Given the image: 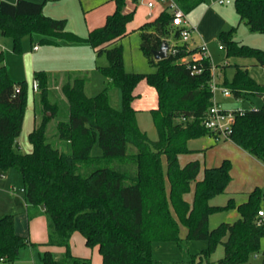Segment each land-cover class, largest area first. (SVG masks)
<instances>
[{
    "label": "trees",
    "instance_id": "trees-1",
    "mask_svg": "<svg viewBox=\"0 0 264 264\" xmlns=\"http://www.w3.org/2000/svg\"><path fill=\"white\" fill-rule=\"evenodd\" d=\"M113 1L115 10L105 23L82 38L67 30L65 18L45 14V2L0 0V36L12 38L15 52H22V39L29 35L51 45L86 41L95 52L107 56V64L98 66L106 86L96 95L86 93L87 77L82 73L65 75L62 90L68 102V118L58 121L57 136L66 148L54 145L47 135L48 124L59 110L49 99L51 74L34 72L33 81L39 82L34 92L45 114L29 133L32 151L20 153L16 147L29 84L10 76L0 48V175L17 169L26 202L39 207L51 220L50 239L40 243L45 246L40 253L42 264H92L91 257L72 253L70 242L75 232L83 235L88 247L98 248L102 264H156L153 243L183 242L181 225L187 227V239L208 241L192 261H210L217 245L223 243L225 255L217 264H250L253 254H264V229L258 223V212L264 206L263 189L254 187L238 204L234 198L226 205L211 204L232 180L231 161L224 159L218 166L206 167L199 178V160L184 165L179 160V155L195 151L189 147L191 139L214 134L204 124L213 104L210 83L214 65L210 55L194 60V53L202 52V46L180 43V29L172 24L171 12L161 9L153 20L138 28L140 48L155 70L127 71L121 40L129 34L127 26L136 9L127 10L128 0ZM174 1L186 14L205 2ZM234 5L241 21L264 35V0H234ZM235 28L219 35L226 57L251 58L264 67V48L235 39ZM163 40L178 51L156 59L153 51ZM194 63L203 68L202 72L193 70ZM234 66L232 80H224L233 95L246 97L249 92L264 97V84L256 81L245 65ZM141 80L158 94V106L150 109L158 131L155 140L139 125L138 110L133 106L134 91ZM114 88L121 89V108L112 104L110 91ZM231 140L264 163V102L261 107L237 113ZM97 142L102 154L95 156L92 149ZM191 190L193 199L189 200L186 194ZM231 208L239 213L235 221L209 228L212 213ZM34 245L29 236L16 232L13 214L0 217V262L14 261L21 249ZM55 245L64 251H54Z\"/></svg>",
    "mask_w": 264,
    "mask_h": 264
},
{
    "label": "rangeland",
    "instance_id": "rangeland-1",
    "mask_svg": "<svg viewBox=\"0 0 264 264\" xmlns=\"http://www.w3.org/2000/svg\"><path fill=\"white\" fill-rule=\"evenodd\" d=\"M44 1V0H34ZM105 1V2H104ZM101 4L99 7L91 6ZM113 1L108 0H46L43 11L45 14L52 13L53 17L65 18L67 20V30L72 31L82 38H86L90 30L94 26H98L104 22ZM46 5V7H45ZM160 2L157 0L156 6L150 8L145 4V0H129L130 9H136L134 19L129 27L131 32L128 36L121 40L124 52L125 68L132 72H152L155 70L146 55L140 48V32L138 27L141 23L154 17L159 11ZM212 5L215 10L228 18L227 25L222 29L230 30L233 27L235 31L233 37L243 43L264 48V35L260 32L252 31L246 21H241L236 12L234 0L230 3L222 4L219 0H205L201 5L197 6L187 14L188 19L197 21L200 17L201 8ZM127 6V7H128ZM163 7V6H162ZM162 9V8H161ZM105 17V18H104ZM103 21V22H101ZM221 32V31H220ZM218 37L212 42L209 54L215 66L221 68L227 60L235 62H254L251 58H227L226 49L221 48V41ZM196 41V40H195ZM194 42V40H193ZM39 45L38 50H34L33 46ZM0 48L4 51L5 62L8 66L10 76L15 80H27L29 84L28 103L26 107L23 128L18 137L17 151L27 153L32 151V145L29 140V131L34 125L38 124L42 118L44 111L40 102L38 93L33 89V75L35 71H45L50 75V101L57 103L59 110L57 114L50 120L48 124L47 135L49 141L60 148H66L64 141L57 136V123L60 119L66 120L68 117V102L62 90V83L65 81L67 74H75L80 76L82 73L87 77L85 91L88 95L93 96L102 91L106 86V78L98 71L99 65L107 64L106 53L98 54L93 47L86 41L68 42L63 41L60 45H51L40 43L39 36H35L34 40L27 35L22 39V52L13 50V40L11 37L0 36ZM234 68L227 67V73L221 75L216 74L217 80L221 86H225L224 80L228 78L232 80ZM250 74L256 81L264 84V67L258 64L250 66ZM137 89L140 96L137 97L135 105L140 109L138 112L139 125L145 130L148 136L155 140L158 137V131L154 124L150 109L156 107V90L146 80L138 83ZM112 104L122 107V93L120 88H114L110 91ZM233 94V93H232ZM216 98L222 101L225 106L231 108L251 109L258 108L263 105V98L252 93H246V97L236 98L234 95L229 97L223 96L220 90H217ZM136 99V98H135ZM48 115L51 113L48 111ZM45 114V113H44ZM209 135H203L194 138L189 142V146L197 150L190 153H183L180 156L181 163H185L188 159L198 157L201 161V170L199 176L204 175V167L208 164H217L222 162L224 158H229L232 163L233 179L228 185V190L216 195L211 199V204L226 205L230 198H234L235 202L241 203L248 198V191H251L256 185H259L264 191V173L261 171L259 163L252 159H247L242 152V147L237 145L231 139L222 140L218 143L210 145ZM92 154L97 156L102 154V149L97 142L92 149ZM206 163V164H205ZM7 187L2 189L0 183V217L5 214L12 213L17 215L20 211L23 215L18 217L22 221L26 235H28L36 245L21 249L20 257L14 261H4L0 264H42L40 253L43 251L40 243L50 239L49 229L52 227L51 220L42 214L39 207L30 208V216L28 217V207L25 201V193L12 192L11 185H15L18 191L24 187L23 179L19 171L11 168L5 173V178L1 177ZM260 183V184H257ZM263 183V184H262ZM239 192H232V191ZM192 199L193 190L186 194ZM239 217L236 208L226 209L212 213L209 217V228H215L223 222H233ZM180 235L184 239L183 242L177 241H156L153 243V257L156 264H217V261L225 255V247L223 243H219L210 256V261L204 259L199 262V258L192 261L194 255L208 246L206 240L187 239V227L181 225ZM56 240V238H54ZM71 251L74 255L91 257L92 264H102V258L98 248H90L86 245L83 235L75 232L71 237ZM264 248V240H262ZM54 251L62 252L63 247L55 245ZM257 258L261 260L263 254L259 253ZM253 254L250 264H258Z\"/></svg>",
    "mask_w": 264,
    "mask_h": 264
},
{
    "label": "crops",
    "instance_id": "crops-1",
    "mask_svg": "<svg viewBox=\"0 0 264 264\" xmlns=\"http://www.w3.org/2000/svg\"><path fill=\"white\" fill-rule=\"evenodd\" d=\"M7 1H10V2H16L17 0H7ZM108 1H113V0H108ZM148 0H145V4H147L146 2H147ZM40 2V1H39ZM42 2H46V0H44V1H42ZM105 2V1H104ZM104 2H102V3H100V4H98V5H95V6H91L92 8H96V7H99L101 4H104ZM128 2H129V0H128ZM223 4H225V3H223ZM127 6H128V4H127ZM45 7H46V5H45ZM148 7V6H147ZM161 8H162V5H159V11L161 10ZM115 10V2L113 1V4L111 5V7H110V9H109V11L112 13L113 11ZM127 10H131L130 9V7L128 6L127 7ZM150 11L152 12V9H150ZM158 11V12H159ZM158 12H157V14H158ZM111 13H108L107 14V16L109 15V14H111ZM156 14V15H157ZM47 15H49V16H55V15H53L52 13H47ZM156 15L154 16V17H152L151 19H149V20H146L145 22H147V21H150V20H153L155 17H156ZM107 16H106V18H107ZM56 18V17H55ZM58 18V17H57ZM105 18V17H104ZM106 18L104 19V22L103 21H101V22H103V23H101L100 25H98V26H94L93 28H95V27H99V26H102L104 23H105V21H106ZM190 20V19H189ZM144 22V23H145ZM190 22H191V24H192V26H194L195 27V29H194V31L192 32V35H191V38H190V40L187 42L188 43V45L190 46V47H197V46H202V45H205L206 46V49H207V53L209 54V49H211V44H212V42L216 39V37H218V34L220 33V31H222V29L227 25V23H228V18L224 15V13H222V15L220 14V13H218L216 10H215V8H213V6L212 5H208V6H205L204 8H201V12H200V17H199V19L197 20V21H193V20H190ZM131 23V22H130ZM130 23L128 24V31H129V34H130V30H131V28L129 27V25H130ZM143 23H141L140 25H142ZM92 28V29H93ZM139 28V27H138ZM91 29V30H92ZM128 34V35H129ZM127 35V36H128ZM125 38V37H124ZM123 38V39H124ZM172 40V39H171ZM193 40H194V42H193ZM196 40V41H195ZM169 42V41H168ZM35 46V45H34ZM34 46H33V49L34 50H38L39 49V45H38V48L37 49H35L34 48ZM210 55V54H209ZM211 57V56H210ZM212 60V59H211ZM213 62V61H212ZM6 63V62H5ZM234 64H242V65H245L247 68H248V70H249V72H250V66H252V65H255V62H245V61H243V62H235V63H232L230 60H227V62L224 64V65H226V66H221V68H218L217 66H215V64H214V62H213V65H214V67H215V73L216 74H218V75H221L222 73H224V74H226L227 73V67H229V66H232L233 68H234V70H236V67L234 66ZM7 66V65H6ZM7 69H8V66H7ZM8 72H9V70H8ZM235 73V72H234ZM219 82V81H218ZM220 83V82H219ZM138 86V85H137ZM137 86H136V88H135V94H136V99L133 101V106L138 110V112H139V108L135 105V103H136V100H137V97H139L140 96V92H139V90L137 89ZM156 90V89H155ZM223 94V93H222ZM231 95H233V94H231ZM231 95H229V96H231ZM156 99H157V105H156V107L158 106V94H157V91H156ZM223 96H225V97H229V96H227V95H224L223 94ZM217 99V98H216ZM220 104H222V106L223 107H225V108H227V109H237V108H231V107H228V106H225L224 104H223V102L222 101H219V100H217ZM156 107H152V108H156ZM37 118V117H36ZM36 118L34 119V125H33V127H32V129L29 131V133L33 130V128L35 127V125H36ZM139 121V120H138ZM209 137V139H210V145H208V147L209 146H211V145H214V144H216V143H218L219 141H222V140H228V139H220V138H217L216 137V135H209L208 136ZM192 140V139H191ZM190 140V141H191ZM189 141V142H190ZM31 143V142H30ZM189 144V143H188ZM32 145V144H31ZM191 149H193V150H197L196 148H194V147H191V146H189ZM242 152L244 153V155H245V157L247 158V159H252L253 161H256L257 163H259V165H260V169H261V171L264 173V163L260 160V159H258V158H256L255 156H253L251 153H249L247 150H245V149H242ZM180 156L181 155H179V160H180ZM193 159H197V160H199L200 161V159L198 158V157H193V158H190V159H188L185 163H187L188 161H190V160H193ZM224 159H229V158H224ZM223 159V160H224ZM223 160H222V162H223ZM222 162H220V163H215V164H206L205 165V167H204V169L206 168V167H212V166H218V165H220ZM180 163H181V161H180ZM185 163H181L182 165H184ZM200 163H201V161H200ZM231 174H232V169H231ZM1 177H3V178H5V173L4 174H1ZM198 177L199 178H202L203 177V175L202 176H199L198 175ZM232 179H233V174H232ZM0 183H1V185H2V189L4 188V187H7L8 185L4 182V181H1L0 180ZM257 184H260V183H257ZM263 184V183H262ZM7 185V186H6ZM256 186H259V185H256ZM10 189H12V192L14 193V194H16V193H18V192H20V193H25V191L23 190L24 189V187H22L21 189H20V191H18V189L16 188V186L15 185H11L10 186ZM4 190V189H3ZM226 191H229L228 190V188L226 189ZM232 192H239V191H232ZM250 191H248L247 192V194L249 193ZM187 197V196H186ZM187 199H189V200H192L193 199V197H192V199L190 198V197H187ZM26 201V200H25ZM26 204H27V207H28V213H27V215H28V217L30 216V213H29V211H30V208L31 207H33L32 205H29L27 202H26ZM264 207V206H263ZM8 214H12V213H8ZM6 215V214H5ZM14 215V214H13ZM23 215V212L22 211H20L17 215H14V217H15V230H16V232L17 233H19V234H21V235H26V234H24L25 233V230H24V228H23V224H22V221H20L19 219H18V217L20 216H22ZM4 216V215H3ZM31 218V217H30ZM26 236H28V235H26ZM41 245V244H40ZM42 246V248H43V250L45 249V246H43V245H41ZM63 251H64V249H63ZM255 255V260H257L256 262L258 263V264H264V254H263V256H262V258H261V260H258L257 258H260V256H258V254H254Z\"/></svg>",
    "mask_w": 264,
    "mask_h": 264
},
{
    "label": "built area",
    "instance_id": "built-area-1",
    "mask_svg": "<svg viewBox=\"0 0 264 264\" xmlns=\"http://www.w3.org/2000/svg\"><path fill=\"white\" fill-rule=\"evenodd\" d=\"M160 4H163L162 9H167L172 14V24L180 29V43H187L194 31L195 27L192 26L190 20L187 17V14L184 10L174 1V0H158ZM157 0H148L147 6L152 9L156 6ZM220 3H230V0H219ZM173 42V41H172ZM176 42V43H179ZM174 43V42H173ZM170 45V44H169ZM221 48L222 45H220ZM35 49L38 48V45L34 46ZM202 52H196L193 55L194 60H199L203 56H206L207 49L205 45H202ZM178 48L174 45H170L169 52L176 53ZM186 58H182L185 60ZM192 68L195 72H202L203 68L198 66L196 63L192 64ZM215 67L212 68V80H211V89L213 91V104L208 110V113L204 119V124L207 129L212 131L217 138L220 139H231V133L233 130V125L236 121L237 113L243 114L244 109H227L220 104L216 99L217 90H220L224 95H231L232 91L226 86H221L216 78ZM39 87L38 80L33 81V89L37 91ZM24 190V189H23ZM258 223L264 229V207L261 208L258 212ZM264 240V236H263Z\"/></svg>",
    "mask_w": 264,
    "mask_h": 264
},
{
    "label": "water",
    "instance_id": "water-1",
    "mask_svg": "<svg viewBox=\"0 0 264 264\" xmlns=\"http://www.w3.org/2000/svg\"><path fill=\"white\" fill-rule=\"evenodd\" d=\"M169 48H170V45H169L168 40H163L161 47L158 50L153 51L155 58L156 59L166 58L168 56V53H169ZM260 97H262V96H260ZM262 98H263V102H264V97H262Z\"/></svg>",
    "mask_w": 264,
    "mask_h": 264
}]
</instances>
